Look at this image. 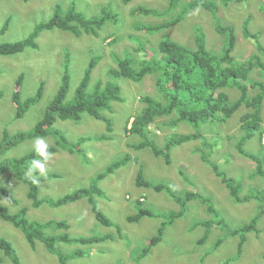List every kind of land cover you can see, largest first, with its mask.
Here are the masks:
<instances>
[{"label": "rangeland", "instance_id": "1", "mask_svg": "<svg viewBox=\"0 0 264 264\" xmlns=\"http://www.w3.org/2000/svg\"><path fill=\"white\" fill-rule=\"evenodd\" d=\"M171 1L132 0L125 4L121 0H112V2L109 0L112 8H115L119 14V25H121L119 29V25L114 21H108L99 38L82 34L80 39L58 28L44 30L38 36L37 48H26L13 55H0V93H2L0 97V140L4 136V128L12 135L18 131H28L35 128L45 116L46 109L61 85L66 53L71 54L68 57L70 60L68 72L71 80L67 99H73L75 89L85 69L91 63L90 56L100 53L102 47L100 44L108 34L118 33L122 36L114 44H103L105 58L93 66L90 87L98 80H106L108 70L116 66L114 60L113 63L109 61L113 59L110 55L111 50H115L121 56L134 55L131 50L145 57L151 56V49L161 41L163 30L159 31V34L150 36L138 26L166 22L182 13V19L164 31L168 32L172 39L193 47L195 46L196 27L199 25L206 36L207 46L212 50L220 51V40L223 35L217 32L211 11L197 3V0H175L172 3ZM73 2L77 8L84 10L88 15L93 13L100 4L98 0H29L28 3H24L23 0H0V29L6 24L8 16L11 17L7 29L0 34V42L26 38L40 22L49 20L53 16L56 4H61L62 10H66ZM194 2L198 5L184 8L187 4ZM207 2L214 5V9L216 7L218 15L225 24L230 23L234 26L237 33V45L232 54L238 55L237 58H248L257 49L254 39L246 36L243 30L244 22L250 15L252 18L248 29L252 33L260 31L261 41L264 43V0L242 2L207 0ZM135 4L148 8L154 7L164 12L159 15L132 12V9L137 7ZM130 34H135L137 38L145 41L146 47L143 50H137L138 43L129 37ZM111 37L110 35L108 39L111 40ZM91 44L96 45L91 46ZM21 74H23L21 85L23 98L35 95L41 81H44V90L41 99L33 104L23 117L17 118L15 116L17 109L12 97L16 90L17 79ZM113 79L120 86L123 96V102L118 104H124L119 111L112 112L111 117L115 122L120 123L121 121L122 123L125 115L128 117L130 113L144 107L146 104L140 100L142 95L149 92H154V95L158 94L154 75H147L140 82H134L122 75ZM229 92L233 97L238 94L237 89ZM244 112L243 107L235 111L225 122H212L208 125L205 132L212 145L208 149L205 148L206 143L202 139L184 140L181 144L175 145L171 151V164H168L162 151L158 152V150L166 149L168 136L177 135L176 133L193 134L196 131L190 123L179 120L175 111L171 116H155L148 138L131 134L125 136L121 145H116L113 141L112 143H96V140H92L80 144V153L77 150L70 152L68 148L61 147H57L55 152L51 151L52 155L47 164L46 174L57 173L58 175L42 182L40 196L54 200L78 187L90 185L94 176L102 170L103 165L110 161V158H118L113 153L119 150L123 154H129L131 159L124 166L98 182L103 195L94 194L97 207L107 215L109 223L96 217L87 197L57 207L50 206L48 203L36 207L27 196L28 185L14 179L10 174L8 176L0 174V185L13 189L17 202L4 196L0 190V207L5 209L7 207L11 213H17L25 208L23 216L28 221L65 220L69 224L66 230L72 238L99 237L98 240L55 242V247L65 254L67 263L264 264V174L260 172L255 161L252 163L250 158L245 157L247 156L245 150L255 154L260 152L256 138L241 147V154L238 152V132L240 119ZM101 123L84 113L81 123H75L70 119L63 120L58 115L54 126L61 129L70 141L75 142L84 135L94 136L103 133ZM104 125L103 123V127ZM120 125L118 124V127ZM261 127L264 132V102ZM43 138L49 142L48 137ZM34 139L27 138L22 143L13 146L10 153L14 154L13 156L25 153L32 148ZM149 139H152L156 147L149 145L143 146V149H137V147L127 145V143H145ZM49 144L53 145V143ZM199 149L202 151H198ZM206 156L211 161H219L222 158L223 161H219L222 169L242 182V189L237 195L230 194L225 188L220 174H216L212 166L206 163ZM141 168L144 170L146 179L152 180L155 184L162 183L163 187L158 190L152 186H139L137 172ZM251 169L258 171L252 178L247 176ZM180 170L185 172L181 173ZM193 189L202 195L211 196L218 208L223 204L224 208L220 217L232 226L256 218L258 221L255 230L260 228L261 231L253 230L254 232L248 233L243 251L239 254L237 245L240 236L225 238L224 230L217 226L220 217L210 211L209 214L207 209H204L207 208L205 205H201L197 199H192L184 215H173L175 218L172 222L168 218L163 238L138 260V255L144 252L150 239L156 236L162 227L163 217H156L155 213H169L171 210L179 212L180 204L175 202V197L177 195L184 197L186 192ZM254 189L261 194V197L250 195ZM137 200H143L144 206L154 215H145L138 221L131 220L130 217L138 212ZM195 219L203 222L195 224ZM204 228L211 230V235L204 244H198L197 240L203 235ZM62 231L65 230H57L54 226L43 230L50 236H55ZM0 236L13 243L21 264H60L57 254L49 248L47 242L33 239L34 247H31L26 234L14 222L5 220L1 215ZM221 237L223 241L220 242L218 248H215L214 244ZM204 253L206 256L202 259ZM72 254L74 257L71 256ZM0 255V264H15L3 252Z\"/></svg>", "mask_w": 264, "mask_h": 264}, {"label": "trees", "instance_id": "2", "mask_svg": "<svg viewBox=\"0 0 264 264\" xmlns=\"http://www.w3.org/2000/svg\"><path fill=\"white\" fill-rule=\"evenodd\" d=\"M98 1L100 4L90 15L86 14L82 9H78L74 2L71 3L66 10H61L60 5H57L54 14L49 21L40 22L37 25L38 27L36 26L37 28L26 38L11 42H0V55L16 54L24 51L27 47L37 48L38 44L36 43L35 38L43 28L49 26L46 22L50 21H55L58 26L75 30L77 33L79 32V28H84L86 32L99 38L102 36V29L108 21H114L115 24L119 25L120 19H118V12H116L115 8H112L111 3L108 2L109 0ZM121 1L127 4L131 0ZM174 1L175 0H172L171 3ZM224 1L229 2L231 0ZM237 1L242 2L245 0ZM23 2L28 3L29 0H23ZM197 3L212 11L215 20V28L219 34L223 35L220 40V51H217L216 49L212 50L207 46L206 36L199 25L196 27V33L194 36L195 46L193 47L172 39L168 32L164 31L177 24L182 19L183 13L182 15L175 16L166 22L140 25L138 27L144 29V31L147 32V35L150 36L159 34L158 32L163 30L161 33L162 39L158 42L156 47H152L150 57H145L143 54L134 50H131L134 55L126 54L121 56L115 50H111L110 55L113 59H110L109 61L110 63H113V60L116 62L115 68H110L108 70L106 81L102 83V80H99L90 87V73L92 68L102 59L101 54H95L94 57H92L91 63L84 71L83 77L75 90V97L73 99H67V92L70 88V76L66 71L63 75V80L58 92L46 109L45 116L36 124L35 128L28 131L16 132L13 135L4 128V136L0 140V172H5L7 170L11 171L13 178L18 179L21 183L23 182L27 184V196L36 207H40L44 203L57 207L87 197L92 204L96 217L109 223L107 215L97 207L94 194L98 193L103 195V191H101L98 186V182L103 180L107 175L113 174L118 168L124 166L131 157L129 154H123L122 151L119 152L118 150L116 153H113L115 156L117 155L118 158H110V161L106 162V164L103 165L102 170L97 172V175L94 176V180L90 185L78 187L76 190L54 200L50 197H41L40 188L43 181L58 174L47 173L43 176L37 174L39 182L33 183V178L26 175V169L29 162L35 155L32 148L17 156H13L14 154L10 153L14 148L13 146L22 143L27 138L51 135L58 139L55 141L56 144L68 148V150H71L70 152H73L74 150L76 151L74 147L75 142L82 143L93 139L99 141L110 139L116 145H121L122 140L130 133L139 135L142 138L147 137V132L149 130L144 128V126L153 120L154 115L157 114L154 111H157L158 114L162 116H171L175 111L178 114L179 120L190 123L195 127L196 131L193 134L176 133L177 135L172 134L168 136L165 144L166 149L158 150V152L160 153L162 151L167 162L171 163V151L175 143L181 144L184 140L199 138L205 140L201 131L202 126H206L208 125V122L213 121L225 122L235 111L241 108L243 109L244 107L245 112L240 119L238 132L239 146L240 148L243 147L245 143H248V141L255 139L256 137L259 139L258 143H262L263 131L261 127V115L264 102V43L261 41V32L256 31L252 33L248 29V23L252 18V15H250L246 22H244L243 30L245 29L246 36L254 39L257 49L250 54L248 58H237L238 55L235 56L232 54L237 45V33L234 26L230 23L225 24L218 15L216 7L213 9L214 5L209 4L207 0H197ZM135 5H137V7L132 9V12L137 11L143 14L153 15H159L164 12L155 9L154 7L148 8L139 4ZM197 5L198 4L194 2L187 4L184 8H192ZM7 20L10 21L11 17L8 16ZM120 26L121 25L118 26V29ZM7 27L8 23L0 29V34H2ZM110 35L112 36V39L109 41V44H114V42L118 41L122 36L118 33H115V35L108 34L105 37L104 42L110 37ZM129 37L138 43L137 50H143L144 47H146L145 41L137 38L135 34H130ZM104 55L103 59L105 58ZM65 69H67V66ZM119 74L134 82H140L147 75L152 74L155 77L156 89L158 91V94L155 93V95L154 92L142 95L140 100L141 102L146 103V105L141 108V110H136L130 113L128 117L125 115L122 123L121 121L120 123H118V121L115 122L114 118L112 119L111 117L112 112L116 113L121 107V105L115 102L123 101V97L120 93V86L112 77ZM22 80L23 74L19 75L17 79V90L13 94V100L17 109L15 116L17 118L24 116L30 107L38 102L43 93V86H41L38 88L36 95L22 98ZM232 89H237L238 91V94L234 97L229 92ZM1 96L2 93H0V97ZM126 107L127 106H125V108ZM131 109H133L132 105ZM104 111H109V113L104 114ZM84 113L95 116L102 122L101 126L104 134L97 136L84 135L74 142L70 141L63 131L59 130L57 133L56 129L53 128L52 124L55 123L58 115L63 120L70 119L75 123H81L83 121ZM121 113L123 112L121 111ZM131 117H133V120H131L132 126L129 127ZM103 122L105 124L104 127ZM118 124L121 125L118 127ZM127 145L137 147V149H143V146L149 145L156 147V144L153 143L152 140H148L145 143H127ZM208 145L210 146V143H208ZM52 150L55 151V147L52 148L49 146L50 153ZM77 151L80 153L81 149L77 148ZM198 151H202V149H199ZM245 153L252 154L247 150H245ZM205 161L212 166L213 171L216 174L223 173L217 162L211 161L207 156ZM144 176V170L141 168L137 172V184L142 187L153 186L151 181L146 178L144 179ZM184 178L188 180L186 176H184ZM229 186L231 188V193L235 195H237L238 191L242 189L241 183H235L234 180L230 181ZM162 187L163 184L160 183L156 188L159 189ZM12 190L13 189L11 188H7L3 191L9 195V199L17 202ZM250 195L261 197V194L256 192L255 189L250 192ZM195 197L206 204L208 203V211L213 212L217 216L221 215L213 205L210 197L203 196L198 192L188 193L184 198L177 200L180 204L179 212L171 210L169 213H155L156 217H163L162 227L159 229L156 236L150 239L147 247L144 248V252L138 255V260L141 259L144 254L149 252L153 245L157 244L163 238L165 228L168 225V218L171 219L172 222L175 218L173 215H184V213L188 211L189 201ZM136 209L138 212L130 217L131 220L138 221L145 215H154L150 209L144 206L143 200L136 201ZM25 210V208H22L17 213H11L8 211L7 207L6 209L0 207V215L3 216L5 220L14 222L21 231L26 234L31 247H34L33 239L35 241L40 240L45 243L47 242L49 248L57 254L60 264L73 263H67L65 254L55 247V242H76L81 239H99V237L97 238L96 236L89 238H72L66 230L69 228V224L65 220H48L47 222H39L37 220L28 221L23 216ZM221 220H223V218ZM257 221L258 220L255 218L252 221L249 220L248 222H244L239 230L244 233L250 230L253 231L255 230ZM196 223L199 224L201 222H199L198 219H195V224ZM50 226H54L57 230L64 229L65 231H62L55 236H50L43 232L46 227ZM258 230L261 231L260 228ZM244 233H241L243 242L238 247V252H242L246 241ZM206 236L207 230L197 240V243L204 244ZM219 245L220 241L216 242L214 247L218 248ZM1 252L10 257L15 264H21V260L16 253L13 243L5 237H0V253ZM206 253L203 254L202 259L205 258ZM71 256L74 257V254Z\"/></svg>", "mask_w": 264, "mask_h": 264}, {"label": "clouds", "instance_id": "3", "mask_svg": "<svg viewBox=\"0 0 264 264\" xmlns=\"http://www.w3.org/2000/svg\"><path fill=\"white\" fill-rule=\"evenodd\" d=\"M132 1V0H131ZM130 1V2H131ZM129 3V2H128ZM57 5H60V8H61V10H62V7H61V4H56V6ZM56 6H55V8H56ZM79 9V8H78ZM208 9V8H207ZM214 9V8H213ZM209 11H211L210 9H208ZM55 11V10H54ZM211 13H212V11H211ZM247 20V19H246ZM246 20H245V22H246ZM46 21H49V20H46ZM43 22V21H42ZM250 22V21H249ZM6 23H9V21L8 20H6ZM46 23H48L49 24V26L48 27H45V28H43L40 32H39V34L37 35V37L35 38V41H36V43L38 44V41H37V39H38V36L40 35V33L42 32V31H44V30H51V29H54V28H58V29H60V30H63V32L64 31H66V32H69V33H71V34H73V36L72 37H74V38H76V39H80L81 37V35L83 34V35H87V36H94V35H92V34H90V33H88V32H86V30L84 29V28H79V32L77 33V32H75V30H70V29H66V28H63V27H60V26H58L57 24H56V22L55 21H53V22H46ZM249 24V23H248ZM38 27V26H37ZM37 27H35V29L37 28ZM34 29V30H35ZM33 30V31H34ZM245 30V29H244ZM32 31V32H33ZM203 31V30H202ZM31 32V33H32ZM30 33V34H31ZM29 34V35H30ZM80 37V38H79ZM84 37V36H83ZM109 38V37H108ZM107 38V40L104 42V41H102L103 43L102 44H100L101 46V48H100V53L99 54H101L102 56V59H103V55H104V46H103V44L104 45H107L108 43H109V41H111V40H109ZM112 38V37H111ZM93 40H94V38H92ZM94 42V41H93ZM94 45H96V44H91V46H94ZM38 47V46H37ZM27 48H32V47H27ZM75 48H78V47H76L75 46ZM20 53V52H19ZM17 54V53H16ZM10 55H13V54H10ZM71 54L70 53H66L65 54V66L64 67H66L67 66V69H65L64 68V73H63V75L65 74V72L67 71V73L69 74V72H68V68H69V61L70 60H68V57L70 56ZM95 55V54H94ZM94 55H91L90 57V60L92 61V57H94ZM112 68H115V67H112ZM63 75H62V77H61V82H62V80H63ZM91 75H92V71H91V73H90V84H91ZM107 75H108V73H107ZM149 75H152V74H149ZM69 76H70V74H69ZM120 76V74L119 75H116V76H112L113 78H116V77H119ZM83 77V76H82ZM125 77V76H124ZM70 80H71V78H70ZM107 80V79H106ZM106 80H102V83L104 82V81H106ZM131 80V79H130ZM99 81V80H98ZM70 83V82H69ZM79 85V84H78ZM41 86H43V90H44V81H41L40 82V84H39V87H41ZM38 87V88H39ZM78 87V86H77ZM77 87H76V89H77ZM60 88V87H59ZM75 89V90H76ZM121 89V88H120ZM16 90H17V86H16ZM15 90V91H16ZM38 90V89H37ZM59 90V89H58ZM69 90H70V88H69ZM69 90H68V92H67V96H68V93H69ZM14 91V92H15ZM37 92L38 91H36V93H35V95L37 94ZM58 92V91H57ZM56 92V93H57ZM21 93H22V88H21ZM121 93V92H120ZM42 95H43V93H42ZM56 95V94H55ZM122 96V95H121ZM74 97H75V95H74ZM123 97V96H122ZM22 98H23V96H22ZM12 99H13V97H12ZM40 99H41V97H40ZM39 99V100H40ZM38 100V101H39ZM121 102H123V101H121ZM121 102H115V103H121ZM115 103H114V105H115ZM146 104V103H145ZM122 105H124V104H122ZM121 105V106H122ZM143 108V107H142ZM138 110H141V109H138ZM140 112V111H139ZM155 113H157V114H155L154 115V117L155 116H162V115H160V114H158V112L157 111H154ZM107 113H109V111H104V114H107ZM138 113V112H137ZM88 114V113H87ZM89 115V114H88ZM91 118H93V119H96V120H98L95 116H92V115H89ZM129 116V115H128ZM23 117V116H22ZM21 118V117H20ZM261 118H262V115H261ZM131 120H133V117H131L130 118V124H129V127H131L132 126V124H131ZM214 123L215 122H218V121H213ZM104 123V122H103ZM154 122H153V120L149 123V124H146L145 126H144V128H147L149 131L147 132V137H144V138H148L149 137V133L151 132V129H150V127H151V125L153 124ZM210 123H212V122H208V125L210 124ZM221 123V122H220ZM53 125V128L54 129H56V131H57V133H58V131L59 130H61V129H58V128H56L55 126H54V123L52 124ZM208 125H206L204 128H201V131H202V133H203V135H204V137H205V140H206V142H205V140H203L204 141V143H206V145H205V148L206 149H208L209 147H211V144H210V146L208 145V143H210L209 142V138L206 136V132H205V129L208 127ZM261 126H262V124H261ZM196 130V129H195ZM8 131V130H7ZM62 131V130H61ZM18 132H20V131H18ZM102 134H104V132L103 133H101V134H98V135H102ZM132 133H130L129 135H131ZM94 136H97V135H94ZM43 137H48L49 138V142H47V140L45 139V138H43ZM52 140V142H51V140ZM199 139H201V138H199ZM56 140H58V139H56L55 137H53V136H51V135H46V136H37L33 141H32V151L34 152V157L30 160V162H29V165H28V167H27V169H26V175L28 176V177H31V178H33V183H38L39 182V180H38V177H37V174L39 175V176H43V175H45L46 174V171H47V164H48V161H49V159L51 158V153L49 152V146H51L52 148L53 147H55V151H56V149H57V147H61V146H59L58 144H56L55 143V141ZM93 140H96V139H93ZM149 140H152V139H149ZM194 140H197V139H194ZM255 140V139H254ZM256 140L259 142V139H257V137H256ZM90 141H92V140H90ZM97 142L96 143H112L111 142V140L110 139H107V140H102V141H99V140H96ZM257 142V143H258ZM48 143H53V145H51V144H49L48 145ZM82 143H84V142H82ZM80 144L81 143H76L75 142V149L77 150V148L78 149H81L79 146H80ZM175 145H179L178 143H175ZM174 145V146H175ZM246 145V143L244 144V146ZM258 145H259V148H260V152L258 153V154H255V153H253L252 151H249L250 153H252V154H246L247 156H245V157H248V158H250L251 159V161H252V163H253V161H255V164H256V166L257 167H259L260 168V172L262 173V174H264V132H263V139H262V143H258ZM173 146V147H174ZM237 146H238V152L241 154V148H240V146H239V139L237 140ZM61 148H64V147H61ZM53 151V150H52ZM55 151H53V152H55ZM254 154V155H253ZM210 157V156H209ZM258 157V158H257ZM261 160V161H260ZM214 162H217L218 164H219V166H220V168H221V170L223 171V173L222 174H220L219 176L222 178V180L224 181V183H225V188H227L228 189V191H229V193L230 194H233V193H231V188H230V181L231 180H234L235 181V183H238L239 181L237 180V178L235 177V176H233V175H229V174H227L228 172L226 171V170H224V169H222V167H221V164H220V162L219 161H223L222 160V158L219 160V161H215V160H213ZM172 163V162H171ZM171 163H168V164H171ZM239 169H242V168H239ZM184 171V170H183ZM183 171L182 170H180V172L181 173H183ZM185 172V171H184ZM256 173H258V171H256V170H254V169H251L250 171H249V173L247 174V176H249L250 178H252L253 177V175H256ZM185 174V173H184ZM145 175V174H144ZM144 179H145V176H144ZM143 180V179H142ZM141 180V181H142ZM148 180V179H147ZM149 181H151L152 183H153V188H156L159 184H155L152 180H149ZM241 183V187H242V182H240ZM1 187H0V190H1V193L4 195V196H7V197H9V195L6 193V192H4L3 190L4 189H7L6 187H4L2 184L0 185ZM159 189H161V188H159ZM158 189V190H159ZM190 192H198V193H200L199 191H197V190H190V191H188V192H186L185 193V196L188 194V193H190ZM201 194V193H200ZM184 196V197H185ZM203 196H207V197H210L211 198V201H212V203H213V205L215 206V208L221 213V211H222V209L224 208L223 207V204L220 206V208H218L216 205H215V202L213 201V199H212V197L211 196H208V195H203ZM184 197H180V195H177L176 197H175V202L177 203V200L178 199H182V198H184ZM235 199L237 198L238 199V197H234ZM193 199H197V200H199L200 201V203H201V205H205V207H207V205H208V203L206 204L205 202H203V201H201L200 199H198V198H193ZM191 201V200H190ZM221 201V200H220ZM225 201V200H224ZM226 202V201H225ZM221 203H222V201H221ZM225 204V203H224ZM204 209H207V208H204ZM208 211V210H207ZM209 212V211H208ZM209 214H210V212H209ZM222 214V213H221ZM220 217V216H219ZM222 218H220L219 219V222H218V227H220V228H222L223 230H224V237L226 238V237H228V236H236V235H239L240 236V239H239V241H238V245H237V250H238V247L241 245V243L243 242V240H242V234L241 233H244V232H242V231H240L239 229H240V227H241V225H243V223L244 222H242L241 224H239V225H237V226H232L231 224H229L224 218H223V220H221ZM56 221V220H55ZM60 221H63V220H60ZM203 222V221H202ZM201 222V223H202ZM246 222V221H245ZM200 226V225H199ZM206 231V229L204 228V232ZM241 232V233H240ZM250 232H254V231H252V230H250V231H248V232H246V233H244V235H245V237H246V241H247V236H248V233H250ZM204 234V233H203ZM209 235H211V230H207V236H206V240L208 239V237H209ZM0 237H2V236H0ZM205 240V241H206ZM219 241L220 242H222L223 241V238L221 237V238H219ZM246 241H245V243H246ZM245 245V244H244ZM242 251H243V249H242ZM239 254L240 253H242V252H238Z\"/></svg>", "mask_w": 264, "mask_h": 264}, {"label": "flooded vegetation", "instance_id": "4", "mask_svg": "<svg viewBox=\"0 0 264 264\" xmlns=\"http://www.w3.org/2000/svg\"><path fill=\"white\" fill-rule=\"evenodd\" d=\"M0 174H5V175L8 176L9 174L11 175V171H8V170H7V171H5V172H0ZM14 179H16V178H14ZM17 180H18V179H17Z\"/></svg>", "mask_w": 264, "mask_h": 264}]
</instances>
